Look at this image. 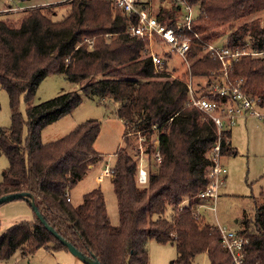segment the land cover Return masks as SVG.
<instances>
[{
  "label": "trees",
  "instance_id": "trees-1",
  "mask_svg": "<svg viewBox=\"0 0 264 264\" xmlns=\"http://www.w3.org/2000/svg\"><path fill=\"white\" fill-rule=\"evenodd\" d=\"M186 1L195 10L193 29L201 37L192 42L189 65L177 77L171 72L180 68H172L159 40L154 51L165 58L171 72L156 73L146 53L149 42L128 34L135 17L115 11L107 0H72L69 14L61 20L54 19L50 8L26 10L19 22L0 11V86L14 110L11 126L0 127V155L9 163L0 197L30 193L46 222L100 264H149L151 240L175 245L178 256L173 264H195L201 254L207 255L209 264H235L222 246L219 227L198 213L199 207L213 204L211 198L200 197L210 184L211 150L219 143L222 158L233 154L232 130L219 135L212 118L190 104L188 82L206 77L223 80L219 59L204 50L224 35L216 31L219 27H230L222 46L264 50V19L235 26L264 12V0ZM177 9L174 0H157L155 5L157 18L171 26ZM53 74L84 84L82 92L88 97L118 105L116 113L126 128L125 146L117 150L111 174L118 226L111 224L101 188L85 194L77 207L70 200L72 189L100 159L95 149L100 122L87 120L53 142L41 139L42 132L72 113L83 97L71 91L29 106L25 116L17 112L20 96L31 102L40 84ZM228 74L223 81L239 84L245 94L264 104V58L243 56L232 63ZM199 86L194 90L198 97L212 99L217 92L211 81ZM131 133L143 140L145 185L138 179V157L128 151ZM260 200L254 199L253 216L237 221V234L248 240L246 264H264V196ZM41 248L67 250L35 215L34 221L12 226L0 236V262L18 250L33 254Z\"/></svg>",
  "mask_w": 264,
  "mask_h": 264
},
{
  "label": "rangeland",
  "instance_id": "rangeland-1",
  "mask_svg": "<svg viewBox=\"0 0 264 264\" xmlns=\"http://www.w3.org/2000/svg\"><path fill=\"white\" fill-rule=\"evenodd\" d=\"M15 6L13 1H10ZM31 4L19 2V7L28 5L38 6L37 9L46 11L45 9L54 10L55 20L65 18L70 11V3L67 0H31ZM47 4V6H44ZM17 5V4H16ZM7 7V1L0 0V11ZM10 14V19L14 22H19L21 13ZM259 18L264 19V12L257 13L253 16L244 18L235 22L238 27L243 23ZM224 35H221L212 44L222 46L228 39L230 27L224 26L216 29ZM164 52L169 51L168 46H163ZM169 63H173L180 67L178 71L171 72L173 77L184 73L187 66L176 55L171 54L168 57ZM189 79V78H188ZM216 81L214 77L194 78L191 84L193 90H198L206 86L207 83ZM199 84V85H198ZM84 84L70 82L65 74H53L44 79L40 84L36 95L29 103L25 100V95L20 96V101L17 107V112L24 116L29 106L40 104L41 102L53 99L61 94L76 91L83 97V102L70 114L64 116L59 121L49 125L41 135L43 143L56 141L74 130L79 124L87 120H98L101 126V132L96 140L95 149L100 159L88 170L86 176L76 185L71 191V204L75 207L83 202L85 194L93 191L96 188H101L104 192L107 212L110 217L111 224L119 225V211L114 186L111 175H104L106 168L111 171L114 168L116 161L117 150L125 146L124 134L125 124L116 113L117 104L112 101H104L97 98H91L82 92ZM0 127L8 128L11 126L12 114L14 110L11 107L9 95L6 90L0 86ZM252 122L232 127V143L235 152L229 156L222 158V164L225 168V184L220 189V194L213 201V204L199 207L198 213L205 217L208 223L217 227L228 229L230 231L239 230L240 225L237 223L244 216L254 215V199L260 200L264 196V123L253 117ZM27 136V129L25 130ZM132 144L128 147V151L132 155L138 156V148H142V141L134 133L130 135ZM155 144H157L155 139ZM142 153L144 154L143 149ZM145 161L146 157L144 156ZM8 160L5 156L0 155V183L3 181L4 172L8 168ZM102 176V181L97 184L96 178ZM261 201V200H260ZM258 201V202H260ZM27 204L24 201L15 200L0 206V236L10 227L22 222L34 221L35 214L32 210L28 211L22 208ZM149 254V264H172L178 254L175 245L172 243L162 244L151 240L147 244ZM74 256L67 250L49 251L41 248L33 254H24L18 250L16 254L8 261L0 262V264H76ZM78 264H84L81 261ZM195 264H209L206 254L198 255L195 259Z\"/></svg>",
  "mask_w": 264,
  "mask_h": 264
},
{
  "label": "built area",
  "instance_id": "built-area-1",
  "mask_svg": "<svg viewBox=\"0 0 264 264\" xmlns=\"http://www.w3.org/2000/svg\"><path fill=\"white\" fill-rule=\"evenodd\" d=\"M71 2L72 0H67ZM113 6L115 11H119L135 17V23L129 27L128 34L136 37L139 40H147L149 47L146 49L147 55L151 58L156 73H165L169 70L166 68L165 58L154 51V43L159 40L163 46H168L169 51L166 52L178 56L186 66L189 65L187 55L191 49L192 42L200 39V34H197L193 29V22L196 17L193 6L186 0H174L177 11V17L171 21L173 26L168 23H162L156 16L155 5L157 0H107ZM47 6V4H44ZM38 6L30 5L28 7L8 6L3 13L12 14L20 13L21 9L31 10ZM168 8H171L168 6ZM206 53L210 52L217 56L221 63L219 72L223 74V80L227 79L229 69L232 63L243 56H253L264 58V50L257 51L252 49H236L232 50L224 46H217L209 43L204 46ZM222 79L218 82L213 81L212 90L214 97L212 99L198 97L190 83V104L197 107L204 114L209 115L219 135L226 130L235 127L240 119L258 118L264 123V104L261 105L259 100L245 94L240 85H232L226 83ZM219 82H223L222 84ZM139 162V182L147 184L148 173L145 168V158L141 149H137ZM213 164L208 169V179L210 184L206 191L200 194L202 198H211L213 201L219 195V190L225 182V168L222 164V156L220 154V145L217 143L211 150ZM157 162H161V157L157 156ZM112 170L106 168L104 175H111ZM98 181H102V176L98 177ZM222 246L227 249L234 260L235 264H246L245 262V247L248 240L240 237L236 231L220 228Z\"/></svg>",
  "mask_w": 264,
  "mask_h": 264
},
{
  "label": "water",
  "instance_id": "water-1",
  "mask_svg": "<svg viewBox=\"0 0 264 264\" xmlns=\"http://www.w3.org/2000/svg\"><path fill=\"white\" fill-rule=\"evenodd\" d=\"M24 200L26 201L30 207L32 208L33 212L37 216V218L41 221V223L44 224L46 229L52 233V235L58 239L65 247L66 249L79 261H81L84 264H100L97 260H94L82 252H80L74 245H72L70 242L65 240L52 226H50L43 215L39 212L38 206L36 205L34 197L27 192H21V193H12L9 195H5L0 197V206L3 204L15 201V200ZM173 264V263H172Z\"/></svg>",
  "mask_w": 264,
  "mask_h": 264
},
{
  "label": "crops",
  "instance_id": "crops-1",
  "mask_svg": "<svg viewBox=\"0 0 264 264\" xmlns=\"http://www.w3.org/2000/svg\"><path fill=\"white\" fill-rule=\"evenodd\" d=\"M5 1H7L8 3H7V7L10 5V6H14L13 5V3H11L10 1H13L14 3H15V6H20V5H18V3L19 2H22V4L23 3H29V4H31V0H5ZM17 4V5H16ZM28 6H30V5H28ZM22 7H24V6H22ZM154 49V48H153ZM171 66H172V68L173 67H179V66H177V65H175V64H173V63H171L170 64ZM180 68V67H179ZM170 72V71H169ZM107 102V101H106ZM252 121H254L253 120V118H246V119H240L238 122H237V124L235 125V127L237 126V127H239L240 125H247L248 124V122H252ZM234 128V127H233ZM233 134V133H232ZM231 142H232V137H231ZM232 146H233V143H232ZM237 154V152L235 151V154L234 155H236ZM226 173V172H225ZM99 177V176H98ZM225 179V178H224ZM96 181H97V184H99L100 182L98 181V178H96ZM225 182H226V180H225ZM225 182H224V184H225ZM221 193V192H220ZM70 196H71V194H70ZM70 200H71V197H70ZM22 201H24V200H22ZM25 202V204H27V208H29V210H32V208L30 207V205L26 202V201H24ZM22 206V208H25L27 211H28V209L24 206V205H21ZM33 211V210H32ZM35 218V217H34ZM236 232L238 231V230H235ZM74 262L76 263V264H78V262H80L77 258H74Z\"/></svg>",
  "mask_w": 264,
  "mask_h": 264
}]
</instances>
